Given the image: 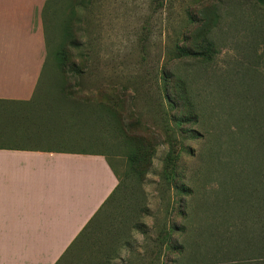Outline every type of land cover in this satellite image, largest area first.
<instances>
[{
	"label": "rangeland",
	"instance_id": "374dc122",
	"mask_svg": "<svg viewBox=\"0 0 264 264\" xmlns=\"http://www.w3.org/2000/svg\"><path fill=\"white\" fill-rule=\"evenodd\" d=\"M42 17L34 101L94 106L55 124L87 129L120 180L63 264H264L237 245L264 227L239 112L264 89L261 0H46Z\"/></svg>",
	"mask_w": 264,
	"mask_h": 264
},
{
	"label": "crops",
	"instance_id": "0c3cea01",
	"mask_svg": "<svg viewBox=\"0 0 264 264\" xmlns=\"http://www.w3.org/2000/svg\"><path fill=\"white\" fill-rule=\"evenodd\" d=\"M45 1L0 0V264H59L120 185L87 129L55 124L94 106L34 101Z\"/></svg>",
	"mask_w": 264,
	"mask_h": 264
},
{
	"label": "trees",
	"instance_id": "16d2710c",
	"mask_svg": "<svg viewBox=\"0 0 264 264\" xmlns=\"http://www.w3.org/2000/svg\"><path fill=\"white\" fill-rule=\"evenodd\" d=\"M54 2H56V1H54ZM261 3L264 4V0H261ZM179 50H181L183 55L186 57L192 56V52L188 49H185L184 47L180 48ZM260 85L264 87V84L263 85L260 84ZM240 98L242 100V102L240 103V108H239L240 114H243L244 109L246 110V108H248V111L246 110L247 111L246 115H243V121L248 123V129L246 131H243V136H244V133L247 132L248 137H249V143L252 142V146H253L252 151L249 154H253L252 158H251L252 163H250V164L253 168L254 180L251 178L250 179L248 178V181H250L251 188L255 192L254 200H256L258 202V206L257 205L256 206L261 212L262 220H264V164H263L264 163V89L262 91H260V93H258V94L256 93V94L252 95L251 107L248 106L245 103V101H244V105H243V97H240ZM247 101L250 105L249 99ZM260 104H261V106H260ZM241 108H242V111H240ZM104 109L106 110V112H108V114H111L113 116L115 111L113 112V110H111L109 107H107V109L103 107V110ZM242 126H244V125H242ZM262 154H263V158L261 156ZM250 157L251 156L248 155L247 159L249 160ZM260 163H262V164H260ZM233 168H234V171L239 169L238 166L235 167L234 162H233ZM247 172H248V169L243 170L241 172V174H237L238 178L241 179L244 176H247ZM242 182L244 183V181H242ZM247 187L249 190V183H248ZM119 188H120V185L117 188V190L115 191V193H113V195H111V197L108 199V201L100 208V210L96 213V215L92 218V220L87 224V226L84 228V230L82 231L80 236L72 243V245L68 249L67 253L59 261V264H63L65 262L66 257L68 255H71L72 253L74 254V252L78 249V248H76L78 245V242L81 241L82 239H85L86 238L85 235L90 233L91 229H93L95 227V225L99 222V218L104 213L108 204L114 199V196H115V194ZM185 191L187 192V194H190V192H191V190L188 188H184V190H182V192H185ZM239 193H241L240 200L241 201L244 200L243 203L245 204L246 201H248L247 188H245V186H243L242 191L240 190ZM243 194H244V196H242ZM239 205H243V204H239ZM241 210L244 211V209H241ZM244 213L247 215L246 211H244ZM253 228H254V231H252V232H253V235H255V237H253V238L248 237L246 239L247 242L246 241L244 242V240H243L241 243H238L237 245L238 246L253 247V245L261 246L260 243H262V248L264 250V236H263V234H260V230L264 231V227L262 226V228H259V226L255 225ZM174 229H176V226H174ZM249 230H248V232H249ZM240 239H241V234H237V241ZM233 240H235V237H233ZM182 247L183 246L178 245L177 242L174 241L173 249L180 250V249H182Z\"/></svg>",
	"mask_w": 264,
	"mask_h": 264
}]
</instances>
